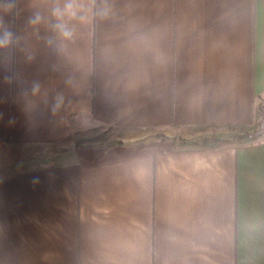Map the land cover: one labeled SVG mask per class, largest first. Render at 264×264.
I'll use <instances>...</instances> for the list:
<instances>
[{
    "label": "crops",
    "instance_id": "obj_1",
    "mask_svg": "<svg viewBox=\"0 0 264 264\" xmlns=\"http://www.w3.org/2000/svg\"><path fill=\"white\" fill-rule=\"evenodd\" d=\"M8 2L0 264H264V0H106L103 18L104 0H80L55 45L28 24L51 0ZM93 124L119 142L13 169V148Z\"/></svg>",
    "mask_w": 264,
    "mask_h": 264
},
{
    "label": "clouds",
    "instance_id": "obj_2",
    "mask_svg": "<svg viewBox=\"0 0 264 264\" xmlns=\"http://www.w3.org/2000/svg\"><path fill=\"white\" fill-rule=\"evenodd\" d=\"M3 3V0H0ZM9 8L13 6L12 0H9ZM110 9L107 6L106 0L101 6H98L95 10V15L103 18L109 14ZM84 19L83 8L80 0H51L50 15L45 16L40 12H35L28 18V24L33 28H37L40 25L46 26L51 35L47 38L49 45H55L58 43L70 42L75 36V26L73 21H79ZM10 22H6L4 17L0 16V50L10 49L17 46L20 43L21 37L14 32L9 26ZM33 59L32 55L28 56V60ZM41 85L39 82H33L30 86V92L33 96L39 93ZM29 89L25 90V95L28 94ZM63 103V96L57 94L52 104L53 114L59 109ZM3 118V114L0 113V119ZM14 122L10 120V123ZM34 183L38 182V178L34 179Z\"/></svg>",
    "mask_w": 264,
    "mask_h": 264
},
{
    "label": "rangeland",
    "instance_id": "obj_3",
    "mask_svg": "<svg viewBox=\"0 0 264 264\" xmlns=\"http://www.w3.org/2000/svg\"><path fill=\"white\" fill-rule=\"evenodd\" d=\"M201 135L198 137L195 136L191 138L194 142L193 144H204L208 143V141L216 140V138L213 137L214 135ZM117 136L118 135L115 129L111 127L93 124L87 128H84L72 134L70 138H68L63 144H61L60 147L48 146L41 149L28 150L13 148L11 150V156L13 158H21L22 160L17 165H13V169L18 166L49 162L52 160V158H54L53 156L55 154H58V152H60L61 156L71 155V152L73 151L74 147L80 146L84 143L99 144L103 146L114 144L119 142Z\"/></svg>",
    "mask_w": 264,
    "mask_h": 264
}]
</instances>
